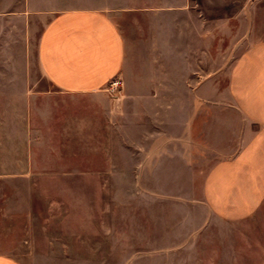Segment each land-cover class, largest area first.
Listing matches in <instances>:
<instances>
[{
  "label": "crops",
  "instance_id": "crops-1",
  "mask_svg": "<svg viewBox=\"0 0 264 264\" xmlns=\"http://www.w3.org/2000/svg\"><path fill=\"white\" fill-rule=\"evenodd\" d=\"M192 7L190 0H0V109L16 110L12 121L23 117L21 139L31 142L29 164L8 172L82 173L83 149L106 181L126 172L159 182L193 168L194 77L204 80L193 68V23L178 19ZM256 51L264 59V45ZM254 56L233 89L245 96V120L261 128L203 186L204 203L220 214L249 210L264 196V98L257 95L264 71ZM8 59L24 68L2 69ZM115 78L116 99L108 89ZM50 149L69 152L65 161L74 164L50 165ZM0 264L23 263L0 253Z\"/></svg>",
  "mask_w": 264,
  "mask_h": 264
},
{
  "label": "rangeland",
  "instance_id": "rangeland-1",
  "mask_svg": "<svg viewBox=\"0 0 264 264\" xmlns=\"http://www.w3.org/2000/svg\"><path fill=\"white\" fill-rule=\"evenodd\" d=\"M190 3V12L178 19L193 23L188 31L199 53L193 68L204 80L194 77L193 168L162 174L159 182L152 173L126 172L106 181V174L92 173L93 158L83 149L82 173H10L29 164L31 142L21 139L23 117L12 121L16 110L1 108L0 253L23 264H264V196L250 211L220 214L204 203L203 187L218 163L232 159L261 128L245 120V96L233 86L251 53L255 68L264 71L256 51L264 45V0ZM1 67L24 64L8 59ZM114 81L120 82L115 78L108 89L116 99L120 86L112 91ZM68 153L50 149V165L65 163ZM105 184L113 186L96 187Z\"/></svg>",
  "mask_w": 264,
  "mask_h": 264
},
{
  "label": "built area",
  "instance_id": "built-area-1",
  "mask_svg": "<svg viewBox=\"0 0 264 264\" xmlns=\"http://www.w3.org/2000/svg\"><path fill=\"white\" fill-rule=\"evenodd\" d=\"M121 83L119 81H114L113 82V86H112V91L116 90L118 88V86H120Z\"/></svg>",
  "mask_w": 264,
  "mask_h": 264
}]
</instances>
